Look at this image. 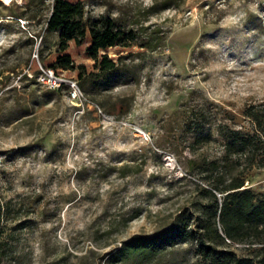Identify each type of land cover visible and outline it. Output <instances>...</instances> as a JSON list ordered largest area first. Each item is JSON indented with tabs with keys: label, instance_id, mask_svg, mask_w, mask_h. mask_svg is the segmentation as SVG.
<instances>
[{
	"label": "rangeland",
	"instance_id": "rangeland-1",
	"mask_svg": "<svg viewBox=\"0 0 264 264\" xmlns=\"http://www.w3.org/2000/svg\"><path fill=\"white\" fill-rule=\"evenodd\" d=\"M81 2L84 17L136 39L96 58L70 41L73 67L55 74L77 81L73 99L44 78L58 53L52 0H0V264H197L195 241L148 257L126 248L194 227L220 131L252 129L243 111L264 105V0ZM244 186L264 198V167Z\"/></svg>",
	"mask_w": 264,
	"mask_h": 264
},
{
	"label": "trees",
	"instance_id": "trees-1",
	"mask_svg": "<svg viewBox=\"0 0 264 264\" xmlns=\"http://www.w3.org/2000/svg\"><path fill=\"white\" fill-rule=\"evenodd\" d=\"M46 28L58 32V53L49 64L54 72L73 67V59L65 51L70 41L77 46L87 42L86 52L96 58L100 50L128 46L136 39L133 30L116 28L110 17H84L81 0H52ZM98 64L101 70H107L116 63L102 54ZM243 114L251 120L252 129L220 131V155L210 160V188L203 189L208 203L195 226L178 224L160 235L137 236L127 245L130 253L148 257L179 241L190 240L197 245V264H264V198L256 199L253 191L244 186L249 170L264 167V105L248 106ZM237 166L240 169H235ZM230 243L258 247L244 256L219 248Z\"/></svg>",
	"mask_w": 264,
	"mask_h": 264
},
{
	"label": "built area",
	"instance_id": "built-area-1",
	"mask_svg": "<svg viewBox=\"0 0 264 264\" xmlns=\"http://www.w3.org/2000/svg\"><path fill=\"white\" fill-rule=\"evenodd\" d=\"M44 78L52 87L66 83L69 86V95L73 99H79L80 97H82V92L78 86L77 81L58 76L55 74L53 69H47L46 71L44 70Z\"/></svg>",
	"mask_w": 264,
	"mask_h": 264
},
{
	"label": "bare ground",
	"instance_id": "bare-ground-1",
	"mask_svg": "<svg viewBox=\"0 0 264 264\" xmlns=\"http://www.w3.org/2000/svg\"><path fill=\"white\" fill-rule=\"evenodd\" d=\"M3 1L8 2L9 0H3Z\"/></svg>",
	"mask_w": 264,
	"mask_h": 264
}]
</instances>
